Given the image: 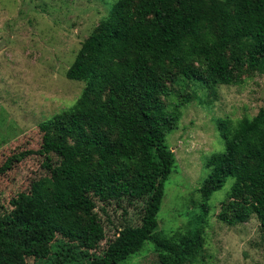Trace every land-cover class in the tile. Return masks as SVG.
Segmentation results:
<instances>
[{
    "label": "trees",
    "instance_id": "obj_1",
    "mask_svg": "<svg viewBox=\"0 0 264 264\" xmlns=\"http://www.w3.org/2000/svg\"><path fill=\"white\" fill-rule=\"evenodd\" d=\"M263 70L264 0H116L66 73L85 83L81 96L40 125L59 152H43L50 174L0 217V264L50 259L57 237L97 252L113 223L110 210L122 212L121 225L89 264H122L135 255L159 224L175 159L167 136L178 127L180 108L196 98L187 83L212 89ZM170 97L179 101L174 107ZM218 125L226 149L206 163L203 211L210 213L212 195L232 177L218 219L237 225L256 216L264 239V108ZM33 153L13 155L2 172ZM138 205L135 226L127 207Z\"/></svg>",
    "mask_w": 264,
    "mask_h": 264
},
{
    "label": "rangeland",
    "instance_id": "obj_2",
    "mask_svg": "<svg viewBox=\"0 0 264 264\" xmlns=\"http://www.w3.org/2000/svg\"><path fill=\"white\" fill-rule=\"evenodd\" d=\"M115 2L0 0V217L15 208L13 200L28 192L32 182L50 174L43 152L50 148L57 156L59 146L40 125L71 108L81 96L85 83L69 80L66 73L83 41ZM187 84L196 98L180 108L178 127L167 136L175 159L158 227L143 248L122 264H264V239L256 216L237 225L218 219L235 179L229 177L212 195L208 215L199 192L210 175L208 159L226 149L219 121L235 124L264 108V70L234 85L210 89L197 81ZM178 102L176 97L167 100L169 107ZM24 151L34 153L2 172L10 157ZM139 208L127 207L129 224H140ZM121 214L110 210L113 223L107 222L106 239L97 252L85 253L57 237L50 259L29 258L27 264H89L91 255H100L115 238Z\"/></svg>",
    "mask_w": 264,
    "mask_h": 264
}]
</instances>
